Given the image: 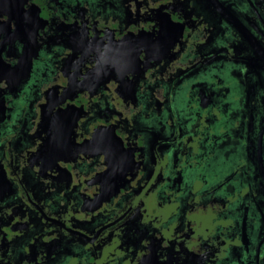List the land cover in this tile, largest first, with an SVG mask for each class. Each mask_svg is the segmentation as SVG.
Returning <instances> with one entry per match:
<instances>
[{"label": "flooded vegetation", "instance_id": "af4514ba", "mask_svg": "<svg viewBox=\"0 0 264 264\" xmlns=\"http://www.w3.org/2000/svg\"><path fill=\"white\" fill-rule=\"evenodd\" d=\"M0 264H264V0H0Z\"/></svg>", "mask_w": 264, "mask_h": 264}]
</instances>
